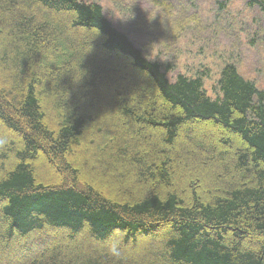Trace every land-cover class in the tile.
<instances>
[{"label":"trees","instance_id":"16d2710c","mask_svg":"<svg viewBox=\"0 0 264 264\" xmlns=\"http://www.w3.org/2000/svg\"><path fill=\"white\" fill-rule=\"evenodd\" d=\"M171 69L96 1L0 0V264H264V89Z\"/></svg>","mask_w":264,"mask_h":264},{"label":"rangeland","instance_id":"374dc122","mask_svg":"<svg viewBox=\"0 0 264 264\" xmlns=\"http://www.w3.org/2000/svg\"><path fill=\"white\" fill-rule=\"evenodd\" d=\"M89 1L101 5V0ZM166 1L171 7L165 11L152 0H121L125 9L132 4V18L119 21L107 12L104 15L143 53L162 39L169 59H157L171 62L170 79L177 73L208 68L210 77L204 84L211 95L218 69L232 60L243 77L264 89V13L258 7L248 6L245 0Z\"/></svg>","mask_w":264,"mask_h":264},{"label":"clouds","instance_id":"9594fccd","mask_svg":"<svg viewBox=\"0 0 264 264\" xmlns=\"http://www.w3.org/2000/svg\"><path fill=\"white\" fill-rule=\"evenodd\" d=\"M131 6L132 4L128 5L125 9L121 0H101L102 13L107 12L113 20L126 21L132 18ZM161 40L154 41L149 45L148 51L144 53L146 60L154 61L157 58L161 60L169 59V54L161 47Z\"/></svg>","mask_w":264,"mask_h":264}]
</instances>
